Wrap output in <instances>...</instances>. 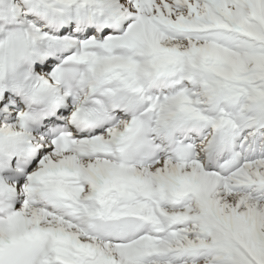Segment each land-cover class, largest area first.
Here are the masks:
<instances>
[{"label": "snow or ice", "instance_id": "1", "mask_svg": "<svg viewBox=\"0 0 264 264\" xmlns=\"http://www.w3.org/2000/svg\"><path fill=\"white\" fill-rule=\"evenodd\" d=\"M0 264H264V0H0Z\"/></svg>", "mask_w": 264, "mask_h": 264}]
</instances>
